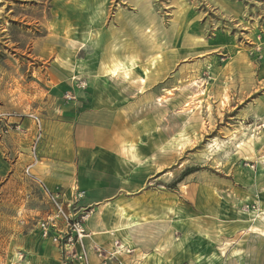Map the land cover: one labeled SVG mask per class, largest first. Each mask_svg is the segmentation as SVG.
I'll use <instances>...</instances> for the list:
<instances>
[{
  "label": "rangeland",
  "instance_id": "rangeland-1",
  "mask_svg": "<svg viewBox=\"0 0 264 264\" xmlns=\"http://www.w3.org/2000/svg\"><path fill=\"white\" fill-rule=\"evenodd\" d=\"M0 118V264H36L41 141L88 143L93 124L139 196L131 247L264 264V0H0Z\"/></svg>",
  "mask_w": 264,
  "mask_h": 264
},
{
  "label": "crops",
  "instance_id": "crops-1",
  "mask_svg": "<svg viewBox=\"0 0 264 264\" xmlns=\"http://www.w3.org/2000/svg\"><path fill=\"white\" fill-rule=\"evenodd\" d=\"M110 71V74L116 73L115 68H110ZM29 121L32 123L31 120ZM26 123H22V125H30L29 122ZM92 126L93 139L88 143L85 140L74 143L71 137H65L63 141L60 139L53 141L54 146L56 144L60 150H55L53 146L47 155H41L45 154L43 151L45 142L41 141L37 149L39 158L32 169V173L51 192L63 190L69 194L74 187H78L84 193L83 198L75 200L74 204L77 207V212L88 211L85 229L89 233V238L84 240L87 264H100L99 259L91 251L93 244L110 249L114 240H118L123 246L131 250L129 254H122L118 257L121 264H158L159 261V264H172L166 258L160 260L148 253L144 255L141 250L131 247V235L134 229L141 224L137 220L138 213L142 209L136 200L139 196L127 195L125 189L119 187L118 181L120 178L125 179L124 173L119 175L116 171L112 173L103 170L105 162L102 160V155L116 156V151L111 150V148L117 141H113V139L99 141L96 135L99 128L95 124ZM108 129L110 128L108 127ZM26 135L24 134L22 137L15 135L14 139L15 141H25ZM112 179L117 181L114 187L107 185V181ZM75 183L76 185H74ZM50 212L51 209H47L36 225L37 234L33 238L37 245V257L34 258L36 264H61L58 248L50 239L42 238L38 228V223ZM73 264L84 263L75 261ZM107 264L114 263L108 262Z\"/></svg>",
  "mask_w": 264,
  "mask_h": 264
},
{
  "label": "built area",
  "instance_id": "built-area-1",
  "mask_svg": "<svg viewBox=\"0 0 264 264\" xmlns=\"http://www.w3.org/2000/svg\"><path fill=\"white\" fill-rule=\"evenodd\" d=\"M33 120L36 128V139L34 147L41 137L40 120L35 115H28ZM0 118V122H1ZM16 124L15 129H18ZM28 174V171H26ZM44 195L50 205L51 212L38 223L42 238L50 239L59 250L61 264H73L81 261L87 264L86 246L84 240L89 238L85 229V220L88 211L72 212L71 208L75 200L83 198V192H76L71 201H65L64 194L60 191L51 192L45 188ZM91 251L99 259L100 264L112 262L121 264L118 257L122 254H129L131 250L123 246L118 240H114L110 249L93 244Z\"/></svg>",
  "mask_w": 264,
  "mask_h": 264
},
{
  "label": "trees",
  "instance_id": "trees-1",
  "mask_svg": "<svg viewBox=\"0 0 264 264\" xmlns=\"http://www.w3.org/2000/svg\"><path fill=\"white\" fill-rule=\"evenodd\" d=\"M196 170H197L196 168L187 169V170L183 173V176H184V175H187V174H190V173H192V172H194V171H196Z\"/></svg>",
  "mask_w": 264,
  "mask_h": 264
},
{
  "label": "bare ground",
  "instance_id": "bare-ground-1",
  "mask_svg": "<svg viewBox=\"0 0 264 264\" xmlns=\"http://www.w3.org/2000/svg\"><path fill=\"white\" fill-rule=\"evenodd\" d=\"M111 71H112V70H111ZM111 71H110V72H111ZM113 73H114V72H113Z\"/></svg>",
  "mask_w": 264,
  "mask_h": 264
}]
</instances>
